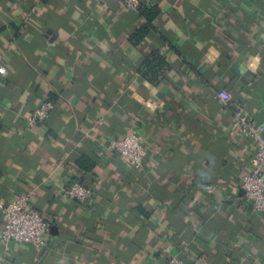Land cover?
<instances>
[{
    "label": "crops",
    "instance_id": "1",
    "mask_svg": "<svg viewBox=\"0 0 264 264\" xmlns=\"http://www.w3.org/2000/svg\"><path fill=\"white\" fill-rule=\"evenodd\" d=\"M133 1L0 0V200L31 193L49 222L46 249L0 246V264H264L240 187L254 148L232 128L264 126V0ZM131 128L139 169L109 148ZM73 182L92 198H65Z\"/></svg>",
    "mask_w": 264,
    "mask_h": 264
},
{
    "label": "built area",
    "instance_id": "2",
    "mask_svg": "<svg viewBox=\"0 0 264 264\" xmlns=\"http://www.w3.org/2000/svg\"><path fill=\"white\" fill-rule=\"evenodd\" d=\"M127 8H134L133 0H122ZM5 69L0 67V75ZM224 106H228L230 96L226 91L217 94ZM53 110L50 102H42L26 118L28 127L48 118ZM232 128L238 130L250 141L254 148L252 170L244 175L240 182L243 199L256 213H264V126L255 125L246 115L234 112ZM109 148L118 155L127 166L139 169L147 155L144 139L137 129L131 128L119 139L111 140ZM63 196L77 203L92 198V191L78 182H73ZM0 214L3 226L0 232V246L7 248L11 243L26 244L36 250H44L49 244V222L33 207V195L22 194L9 202L0 200ZM164 264H183L177 257H170Z\"/></svg>",
    "mask_w": 264,
    "mask_h": 264
},
{
    "label": "trees",
    "instance_id": "3",
    "mask_svg": "<svg viewBox=\"0 0 264 264\" xmlns=\"http://www.w3.org/2000/svg\"><path fill=\"white\" fill-rule=\"evenodd\" d=\"M142 16L146 18L147 21H150V15L151 12L149 11H142L141 12ZM147 32V28L146 27H142L140 30H138L136 32V34L132 37V42H134V44L138 43L139 41H142V39L145 37V34ZM155 62V67L157 66L158 68H162L163 62H161L160 58L157 56V54L154 55V57L152 58H148L146 60V62L144 63L146 66V68H144V70H142L141 74L143 76H146L147 78L149 77L148 75H152L153 78H149L152 82H158L160 80L157 70L154 69V66H152V63Z\"/></svg>",
    "mask_w": 264,
    "mask_h": 264
}]
</instances>
